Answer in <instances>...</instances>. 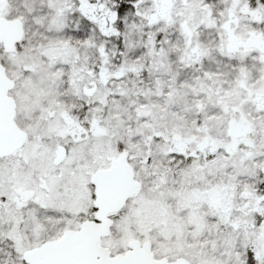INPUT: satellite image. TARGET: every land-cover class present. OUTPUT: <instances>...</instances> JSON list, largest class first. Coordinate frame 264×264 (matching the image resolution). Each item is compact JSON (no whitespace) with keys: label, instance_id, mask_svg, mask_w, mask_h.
Returning a JSON list of instances; mask_svg holds the SVG:
<instances>
[{"label":"snow or ice","instance_id":"obj_1","mask_svg":"<svg viewBox=\"0 0 264 264\" xmlns=\"http://www.w3.org/2000/svg\"><path fill=\"white\" fill-rule=\"evenodd\" d=\"M0 264H264V0H0Z\"/></svg>","mask_w":264,"mask_h":264}]
</instances>
